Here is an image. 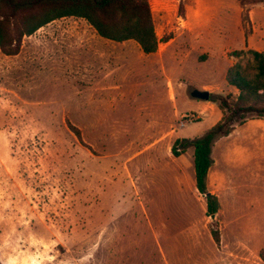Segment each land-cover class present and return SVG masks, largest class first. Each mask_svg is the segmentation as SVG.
I'll use <instances>...</instances> for the list:
<instances>
[{
    "label": "rangeland",
    "instance_id": "obj_1",
    "mask_svg": "<svg viewBox=\"0 0 264 264\" xmlns=\"http://www.w3.org/2000/svg\"><path fill=\"white\" fill-rule=\"evenodd\" d=\"M247 2L149 0L151 56L80 19L23 37L17 56L0 50V264H264V126L216 143L215 219L193 149L171 153L222 118L194 90L236 98L232 54L264 41V0Z\"/></svg>",
    "mask_w": 264,
    "mask_h": 264
},
{
    "label": "trees",
    "instance_id": "obj_2",
    "mask_svg": "<svg viewBox=\"0 0 264 264\" xmlns=\"http://www.w3.org/2000/svg\"><path fill=\"white\" fill-rule=\"evenodd\" d=\"M247 1L239 0L241 6ZM64 18L85 20L99 37L108 41H134L144 55L158 51L160 41L154 29L149 0H0L1 52L8 57L17 56L23 37H30ZM11 21L22 26L17 38H8L6 26L11 25ZM232 56L238 61L227 69L225 81L237 92L236 98L232 101L231 95H211L209 102L222 112L221 120L200 138L175 140L171 149L174 157L193 149L195 188L206 200L208 217L219 211L218 198L208 189L216 142L228 137L236 126H242L248 120L264 119V53L248 49L235 51ZM68 125L83 143L81 131L69 122ZM213 238L219 243L218 232L213 233ZM260 257L264 260V250Z\"/></svg>",
    "mask_w": 264,
    "mask_h": 264
},
{
    "label": "crops",
    "instance_id": "obj_3",
    "mask_svg": "<svg viewBox=\"0 0 264 264\" xmlns=\"http://www.w3.org/2000/svg\"><path fill=\"white\" fill-rule=\"evenodd\" d=\"M64 19H76V18H64ZM79 20V19H78ZM80 20H82V19H80ZM58 21V20H57ZM46 27V26H45ZM45 27H43L42 29H45ZM33 36V35H32ZM125 43V42H124ZM245 43H247V48L248 49H252V50H256V51H259V52H263L264 53V51H262V50H259V49H261V47H262V43H264V41H262V43H259V41L257 40V37H256V35H251V36H249L247 39L245 38ZM160 44V43H159ZM31 47H33V46H31ZM158 50H159V48H158ZM158 52V51H157ZM156 52V53H157ZM155 53V54H156ZM155 54H152V55H155ZM145 56H151V55H145ZM252 123H254V124H257L258 126H264V119H251V120H248L244 125H242V126H245V125H250V124H252ZM237 127H241V126H236V128H235V130L233 131V132H235L236 130H237ZM233 132L228 136V137H230L232 134H233ZM228 137H226V138H222V139H220L219 141H221V140H227V138ZM219 141H217L216 143H218ZM216 145V144H215ZM215 147V146H214ZM212 168V167H211ZM211 170V169H210ZM210 172V171H209ZM208 180H209V175H208Z\"/></svg>",
    "mask_w": 264,
    "mask_h": 264
},
{
    "label": "water",
    "instance_id": "obj_4",
    "mask_svg": "<svg viewBox=\"0 0 264 264\" xmlns=\"http://www.w3.org/2000/svg\"><path fill=\"white\" fill-rule=\"evenodd\" d=\"M191 96L197 100L200 101H209L210 100V93L207 91H200V90H194L191 94ZM216 215L211 216V219H215Z\"/></svg>",
    "mask_w": 264,
    "mask_h": 264
},
{
    "label": "built area",
    "instance_id": "obj_5",
    "mask_svg": "<svg viewBox=\"0 0 264 264\" xmlns=\"http://www.w3.org/2000/svg\"><path fill=\"white\" fill-rule=\"evenodd\" d=\"M184 126V124H182Z\"/></svg>",
    "mask_w": 264,
    "mask_h": 264
}]
</instances>
